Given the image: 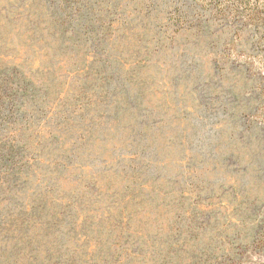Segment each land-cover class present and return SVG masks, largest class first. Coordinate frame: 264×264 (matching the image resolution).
Returning <instances> with one entry per match:
<instances>
[{
	"label": "rangeland",
	"instance_id": "rangeland-1",
	"mask_svg": "<svg viewBox=\"0 0 264 264\" xmlns=\"http://www.w3.org/2000/svg\"><path fill=\"white\" fill-rule=\"evenodd\" d=\"M217 8L0 0V264H264V24Z\"/></svg>",
	"mask_w": 264,
	"mask_h": 264
},
{
	"label": "trees",
	"instance_id": "trees-1",
	"mask_svg": "<svg viewBox=\"0 0 264 264\" xmlns=\"http://www.w3.org/2000/svg\"><path fill=\"white\" fill-rule=\"evenodd\" d=\"M210 2L215 3L219 11V7L223 5L235 12L241 8L253 20H261L264 24V0H210Z\"/></svg>",
	"mask_w": 264,
	"mask_h": 264
}]
</instances>
